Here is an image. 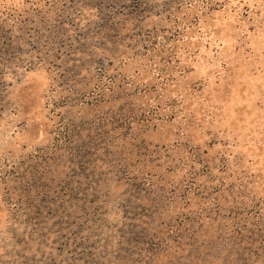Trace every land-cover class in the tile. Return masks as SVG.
<instances>
[{
    "label": "rangeland",
    "instance_id": "rangeland-1",
    "mask_svg": "<svg viewBox=\"0 0 264 264\" xmlns=\"http://www.w3.org/2000/svg\"><path fill=\"white\" fill-rule=\"evenodd\" d=\"M0 264H264V0H0Z\"/></svg>",
    "mask_w": 264,
    "mask_h": 264
}]
</instances>
